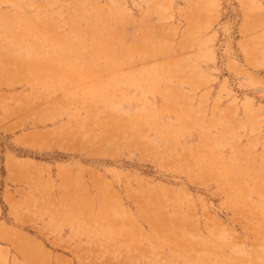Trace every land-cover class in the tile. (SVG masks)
<instances>
[{"label":"rangeland","instance_id":"rangeland-1","mask_svg":"<svg viewBox=\"0 0 264 264\" xmlns=\"http://www.w3.org/2000/svg\"><path fill=\"white\" fill-rule=\"evenodd\" d=\"M1 228L45 264H264V0H0Z\"/></svg>","mask_w":264,"mask_h":264},{"label":"bare ground","instance_id":"bare-ground-1","mask_svg":"<svg viewBox=\"0 0 264 264\" xmlns=\"http://www.w3.org/2000/svg\"><path fill=\"white\" fill-rule=\"evenodd\" d=\"M116 57H117V55H115V56L113 55L112 59L115 60ZM100 97H101V95H98L97 96V98L99 99V101L103 102V98H100ZM51 136H52V134H51ZM52 137H54V136H52ZM35 141H36L35 138H28V139H23L22 140V143H27V144L29 143L30 144V143H33ZM45 141H47V140L45 139ZM15 165L16 164H15L14 160L9 159V161H8V167L13 169L15 167ZM0 237L3 240H5V241L10 242L16 250L20 251L22 253V255L24 256L25 260L28 261V263H30V264H45V259H44L45 257L42 254L41 249L38 248L36 245H34L30 240H26L22 236L21 237H18L17 239H14V238L11 237L10 231L7 230V229H5V228H1V230H0ZM198 246H200V249H202L204 247L203 238H200V243H198ZM242 261L245 262V259L242 258Z\"/></svg>","mask_w":264,"mask_h":264}]
</instances>
